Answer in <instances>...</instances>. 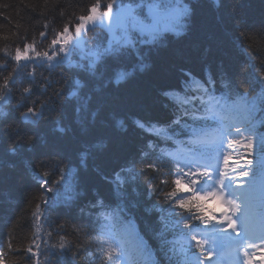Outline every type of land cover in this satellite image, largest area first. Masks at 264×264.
Returning <instances> with one entry per match:
<instances>
[{"label":"trees","instance_id":"1","mask_svg":"<svg viewBox=\"0 0 264 264\" xmlns=\"http://www.w3.org/2000/svg\"><path fill=\"white\" fill-rule=\"evenodd\" d=\"M113 1L0 0V95H11L0 114V264H121L110 228L144 264L181 262L172 240L203 224L205 205L183 195L160 151L212 128L201 118L209 101L192 90L247 128L235 141L264 170V0H187L179 36L97 63L18 67L17 52L43 54ZM84 38L88 52L107 45L101 30ZM177 108L191 115L178 123ZM29 111L36 125L22 121Z\"/></svg>","mask_w":264,"mask_h":264},{"label":"rangeland","instance_id":"2","mask_svg":"<svg viewBox=\"0 0 264 264\" xmlns=\"http://www.w3.org/2000/svg\"><path fill=\"white\" fill-rule=\"evenodd\" d=\"M161 2H163L164 5L168 7L161 9V8H158V5L155 3L145 4V5H141L138 7H134L130 5H122V6H127L131 8L132 13H127V18L129 17L135 18L136 20L135 25H134L135 31H138L141 33H157L159 31H162L163 33H172L174 35L180 34L182 32L183 18L188 12V6H187L186 1L185 0H161ZM116 6H118V4H116ZM141 8L143 9L142 14L141 15L135 14V11ZM96 9L97 8H94L93 11ZM121 15H122L121 8H113L112 6L108 11L100 10L98 8L95 14L92 13L90 18L84 20L81 25L80 23L78 24L80 25L78 31L75 30L74 32H72V34L75 35L74 37L70 33H68L69 35L66 34L64 37H61V40L59 39L61 43V46H58L59 50L63 49V51L64 50L67 51V48L64 45L67 42L71 45H75L77 47L82 48L83 47L82 33H84V31L88 29L95 28V27H100L104 29L108 34V44L113 45L112 41L118 35V32L116 31V29L119 27L118 25L119 19H120V29H125L126 23H127V26L130 27V21L129 20L126 21L123 18H120ZM116 26L118 27L116 28ZM129 29L132 30L131 28ZM130 30H129V33H130ZM125 37L126 35L122 31L121 38H119V40L116 39V41L117 40L120 41L122 38H125ZM116 41H113V42H116ZM57 53L59 54L60 52H57ZM21 57H23L22 58L23 60H28L30 57V54L28 57V53H24L22 54ZM228 149L230 150L231 153H235L240 148L232 144ZM220 156L221 155L219 154V158ZM214 178L216 182L218 183V187H220L221 186L220 181L217 180L215 176ZM223 183L226 184V182H223ZM240 183L244 184L243 190L246 192L248 199L252 197L251 188L258 189L260 187V185H257V183L252 182L251 179H249L247 176H244V175L234 180L233 182H227V186H229L230 189H233L235 191L236 186L239 185ZM184 190H187L185 186H184ZM237 191H240L239 187H237ZM201 192L203 193L197 194L198 197L204 200H208V201L213 200V202L211 203L215 204V209H214L215 214L217 215V217H221V224L223 225L226 224L227 222L226 218L228 217V212H230L232 209L231 204L232 202L237 203V201L230 200L225 192L218 191L215 188V186L210 185L206 191H201ZM238 194L239 193H237V195ZM249 212L253 218H257V216L253 213L252 209H250ZM252 227H255V230H252ZM248 230L256 231L257 235H261V233L264 234V224L256 223L250 226ZM246 239L248 240L247 248H250V247L252 248L251 251L250 249L246 251L247 255L249 254L253 258L254 257L253 255H256L257 253H259V251H261L258 257L260 259V262L263 263L264 262V252L262 250V246H264V242H261V241H264V240H260V243H255L251 241L248 237H246ZM184 243L187 245H191L192 243H194V241L189 239V240H184ZM251 262L252 261L248 260V263H251ZM124 264H129L127 258Z\"/></svg>","mask_w":264,"mask_h":264},{"label":"bare ground","instance_id":"3","mask_svg":"<svg viewBox=\"0 0 264 264\" xmlns=\"http://www.w3.org/2000/svg\"><path fill=\"white\" fill-rule=\"evenodd\" d=\"M139 5L141 6L142 4L141 3H139ZM131 12V9H128L127 8V13H130ZM118 25H119V27L118 26H116V31L118 32V33H122V31L124 32L125 30H126V28L125 29H120V19H119V23H118ZM150 61H148V64H149V66H150V64L151 63H149ZM176 108V107H175ZM173 112H175V111H173Z\"/></svg>","mask_w":264,"mask_h":264}]
</instances>
